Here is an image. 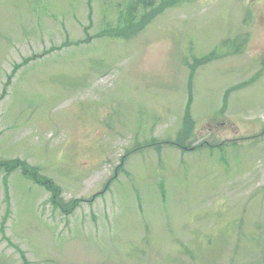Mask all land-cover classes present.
I'll list each match as a JSON object with an SVG mask.
<instances>
[{"label":"rangeland","instance_id":"obj_1","mask_svg":"<svg viewBox=\"0 0 264 264\" xmlns=\"http://www.w3.org/2000/svg\"><path fill=\"white\" fill-rule=\"evenodd\" d=\"M136 1L0 0V264H264V0Z\"/></svg>","mask_w":264,"mask_h":264},{"label":"trees","instance_id":"obj_2","mask_svg":"<svg viewBox=\"0 0 264 264\" xmlns=\"http://www.w3.org/2000/svg\"><path fill=\"white\" fill-rule=\"evenodd\" d=\"M150 2V0H137L135 3L136 5L137 4H140L142 5L143 3L145 4H148ZM232 44V41L230 40H227L226 41V45H227V48H230ZM238 48V47H237ZM237 48H233L229 51H227L228 53L229 52H233L235 50H237ZM226 54V52L224 54H219L217 51H214L213 53L210 54V57H208V59L206 58V62L209 61V60H214V59H217L218 57H222ZM190 121H189V117L187 116L185 118V127L179 132V137H178V144L179 145H185L186 141L189 139V134H191V126L189 125ZM0 167L1 168H5L6 170L8 171H14L16 167H21L22 169L24 170H27V174L30 175L31 177H33L34 179L38 180V181H41V182H44L45 180L40 178V174H39V171H38V168H30L25 162H18V161H4V160H0ZM13 168V169H12ZM55 186V185H53ZM56 187V186H55Z\"/></svg>","mask_w":264,"mask_h":264}]
</instances>
